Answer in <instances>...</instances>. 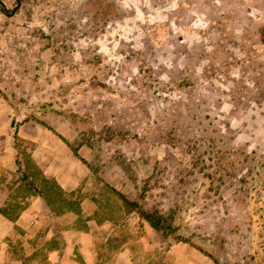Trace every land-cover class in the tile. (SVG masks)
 <instances>
[{
  "label": "rangeland",
  "instance_id": "374dc122",
  "mask_svg": "<svg viewBox=\"0 0 264 264\" xmlns=\"http://www.w3.org/2000/svg\"><path fill=\"white\" fill-rule=\"evenodd\" d=\"M6 2L15 25L1 36L21 37L0 52V209L16 221L41 196L31 165L60 184L46 166L66 144L99 175L107 215L151 232L160 253L187 240L215 264H264V0ZM64 190L84 223L83 188ZM39 223L44 238L52 222Z\"/></svg>",
  "mask_w": 264,
  "mask_h": 264
},
{
  "label": "crops",
  "instance_id": "0c3cea01",
  "mask_svg": "<svg viewBox=\"0 0 264 264\" xmlns=\"http://www.w3.org/2000/svg\"><path fill=\"white\" fill-rule=\"evenodd\" d=\"M1 1L9 8L6 0ZM0 7V29L6 21L11 20L9 23L15 25L12 23L13 15L6 13L1 3ZM1 35L0 32L1 54L11 49L12 40L21 37H16L11 31ZM39 148L41 146L37 150ZM57 148L61 155L55 156L58 160L50 158L46 173L55 177L66 190L83 188L81 213L85 221L79 224L77 218L80 214L73 211L52 212L50 215L41 196L35 198L16 221L0 212V264H158V249L163 248L162 242L140 225L127 227L126 223L117 222L113 216L107 215L109 210L104 193L94 191V187L101 188L98 187L99 175L79 160L66 144L54 145L49 152L54 153ZM105 178L134 199L129 182ZM89 181L93 182V188L85 192ZM42 217L50 218L52 222L44 238L38 233L42 224H37L36 228L33 225ZM62 217H69L72 222H68L63 231L59 226L54 229L53 222L60 225ZM58 232L62 234L57 236ZM162 254L173 264H215L210 256L187 240H170Z\"/></svg>",
  "mask_w": 264,
  "mask_h": 264
},
{
  "label": "trees",
  "instance_id": "16d2710c",
  "mask_svg": "<svg viewBox=\"0 0 264 264\" xmlns=\"http://www.w3.org/2000/svg\"><path fill=\"white\" fill-rule=\"evenodd\" d=\"M0 3L3 6V10L6 13L10 12V9L7 8L4 3L0 0ZM12 10V9H11ZM128 173L132 181L137 185V177L131 173L130 168L122 163L121 165ZM33 169L35 176L40 179L39 186L34 182H31V186H34V190L38 192L46 201L49 209L56 212L62 213L65 210L75 208L74 204H79V200L70 201L67 199L66 191L64 188L52 178H49L42 169H35L32 165L30 166ZM58 204V207H55ZM134 205L135 209L140 214L141 218L146 220L153 228H164L168 231H175V226L171 223L174 221L175 216H172L171 213L166 215L161 212L158 208H145L140 205V202L135 199L131 202ZM77 210H80L79 205H77ZM54 209V210H53ZM6 217L14 220L17 217V214H13L11 211H8L5 208L0 209Z\"/></svg>",
  "mask_w": 264,
  "mask_h": 264
}]
</instances>
